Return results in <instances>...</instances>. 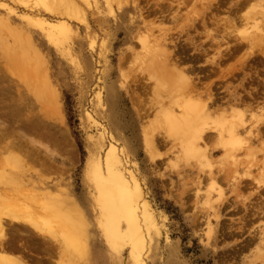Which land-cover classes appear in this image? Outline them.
I'll use <instances>...</instances> for the list:
<instances>
[{"label":"rangeland","instance_id":"rangeland-1","mask_svg":"<svg viewBox=\"0 0 264 264\" xmlns=\"http://www.w3.org/2000/svg\"><path fill=\"white\" fill-rule=\"evenodd\" d=\"M261 3L0 0V264H264Z\"/></svg>","mask_w":264,"mask_h":264},{"label":"bare ground","instance_id":"bare-ground-1","mask_svg":"<svg viewBox=\"0 0 264 264\" xmlns=\"http://www.w3.org/2000/svg\"><path fill=\"white\" fill-rule=\"evenodd\" d=\"M264 0H262V2H263ZM260 2V1H259ZM261 4H263V3H261ZM264 5V4H263ZM261 8L259 9V10H257V12L256 13H253V15L255 16V15H261V17H263V19H264V6H260ZM251 14V13H250ZM249 15V14H248ZM253 16V17H254ZM250 17V16H249ZM261 17H260V19H261ZM247 18V17H246ZM246 18H245V20H246ZM252 18V17H251ZM255 18V17H254ZM253 18V19H254ZM253 19H252V21H250L251 22V24L250 23H248L247 22V24L245 23V26H244V28L243 29H246V30H244L243 31V33L245 34V35H247V33L249 32V30L248 29H250V31H251V35L250 36H252V37H250V36H244L242 33H241V35H242V37H243V40L245 41H249L248 43H251L253 46H255L256 44V46H258V47H262V52L264 53V21H263V19H261L260 21H258L257 19H254V21H253ZM246 21H248V18H247V20ZM245 21V22H246ZM250 24V25H249ZM247 25H248V27H247ZM253 33V34H252ZM169 39V38H168ZM150 41V40H149ZM163 41V40H162ZM240 41V40H239ZM164 42V41H163ZM167 42V41H166ZM246 42V43H247ZM247 43V44H248ZM256 43V44H255ZM157 44V43H156ZM166 45V44H165ZM167 46V45H166ZM150 48V47H149ZM148 48V49H149ZM151 48H154V46H152ZM150 48V49H151ZM149 49V52H151V51H153V50H150ZM260 49V48H259ZM34 50V49H33ZM168 50V49H167ZM166 50V51H167ZM260 50V51H261ZM30 51V50H29ZM155 51V50H154ZM151 52V53H149V55L151 56V58L150 57H148L147 55H146V58H145V56L143 57V59L145 60V62L144 63H146L145 65H146V68H148V70L150 71V72H152V71H154V72H160V75L162 76V72H164V73H167L168 74V77L166 78V76H162L163 77V81H165V78H166V82H167V84L165 85V86H168L169 88H170V86H172L173 84H172V82L173 83H175V85L177 86V87H179V88H181L182 86H184V85H186L187 84V87H188V90H187V92L186 93H188L187 95L189 96V98L190 99H192L191 97H192V95H194L193 94V92L195 93L196 91H194L193 90V92H190V90L192 91V89H190V87L191 88H195L196 86L195 85H193L192 84V78H190L189 76H188V74H186V72L184 73V70L186 69L185 67H182L181 69L183 70V68H185L183 71L181 70V69H179V66H177L179 63H182L184 60L183 59H185V58H182V62H179L178 63V61L177 62H175V59L174 60H172V58H171V61H170V58L169 57H167V56H164V58L162 57H159L160 55V53L158 54H155V57L154 56H152V55H154L153 53H155V52ZM159 51V50H158ZM158 51H156V52H158ZM160 51H161V49H160ZM173 51V50H172ZM257 51V50H256ZM18 52V51H17ZM162 52H163V50L161 51V54H162ZM170 52V51H169ZM176 52V51H175ZM173 53V54H176V53ZM165 53V52H164ZM172 54V56H174L175 57V55H173ZM262 54V53H261ZM156 55H159V56H156ZM177 55V54H176ZM33 57H34V59L36 58L35 57V55L33 54L32 55ZM180 56V55H179ZM148 57V58H147ZM158 57V58H157ZM181 57H183V56H181ZM181 57H178L179 59H177V60H180V58ZM185 57V56H184ZM11 58H13V57H11ZM176 58V57H175ZM146 59H148V60H146ZM13 60H14V58H13ZM33 60V59H32ZM141 60V59H140ZM135 61V60H134ZM181 61V60H180ZM186 61V60H185ZM34 62V61H33ZM13 63V62H12ZM41 63V62H40ZM40 63H39V65H40ZM143 63V62H142ZM30 64V63H29ZM140 65V64H139ZM144 65V66H145ZM170 65H172V67H170ZM31 66H33V65H31ZM143 66V65H142ZM40 68H41V66H40ZM157 69V71H155ZM162 69H163V71H162ZM22 70V69H21ZM41 70H42V68H41ZM165 70V71H164ZM40 71V70H39ZM36 72V71H35ZM149 72V73H150ZM20 73H21V71H20ZM146 73V72H145ZM38 74V73H37ZM148 74V73H147ZM41 75V74H40ZM44 75V74H43ZM194 76V75H193ZM194 78V77H193ZM154 80V79H153ZM152 80V81H153ZM194 80L195 79H193V83H194ZM41 82V81H40ZM39 83V82H38ZM37 83V84H38ZM186 83V84H185ZM170 84V85H169ZM172 84V85H171ZM45 87V86H44ZM152 87V86H151ZM176 87V88H177ZM169 88H167V89H169ZM174 88V87H173ZM197 88V87H196ZM184 89H187V88H185L184 87ZM198 89V88H197ZM196 89V90H197ZM161 90V89H160ZM173 90V89H172ZM176 90V89H175ZM168 91H170V90H168ZM171 92V91H170ZM169 93V92H168ZM192 93V94H191ZM164 94V93H163ZM178 94V93H177ZM161 95V94H160ZM166 95H168V94H166ZM165 95V96H166ZM172 96V95H171ZM185 97V96H184ZM167 98V97H166ZM170 98H173V97H170ZM151 100V99H150ZM193 101V100H192ZM191 101V102H192ZM198 101V100H197ZM43 105V104H42ZM187 106H189V104H187ZM193 106V105H192ZM191 110H193V109H191ZM201 111V110H200ZM190 112H193V111H190ZM194 113V112H193ZM190 114V113H189ZM191 115H192V113H191ZM45 117V116H44ZM14 119V118H13ZM35 119V118H34ZM37 119V118H36ZM45 119V118H44ZM175 119V118H174ZM179 119V118H178ZM185 119V118H184ZM189 120V119H188ZM24 121V120H23ZM192 122V121H191ZM31 123V122H30ZM30 125V124H29ZM28 125V126H29ZM43 125V124H42ZM9 127V126H8ZM35 127V126H34ZM6 128H7V126H6ZM1 130H2V128H1ZM3 131V130H2ZM232 131V130H231ZM25 132V131H24ZM221 132V131H220ZM228 132V131H227ZM226 133V132H225ZM8 134V133H7ZM223 134V133H222ZM234 134V133H233ZM3 136H4V134H3ZM24 136H26V134L24 135ZM231 136V135H230ZM207 137H209V135L207 136ZM211 137V136H210ZM209 137V138H210ZM232 137V136H231ZM18 140V139H17ZM21 139H19V141H20ZM33 140V139H32ZM24 141V140H23ZM21 142V141H20ZM18 143V142H17ZM187 143V142H186ZM14 144V143H13ZM16 144V143H15ZM22 143H20V145H21ZM28 144H29V142H28ZM31 144V143H30ZM33 144H34V142H33ZM58 145V144H57ZM23 146V145H22ZM19 147H21V146H19ZM27 148V147H26ZM22 150V149H21ZM20 151V150H19ZM57 152V151H56ZM30 154V153H29ZM57 154H59V153H57ZM26 155V154H25ZM36 155V154H35ZM34 156V155H33ZM61 157H62V155H61ZM34 158V157H33ZM50 158V157H49ZM53 159H55L54 157H53ZM31 160V159H30ZM35 160H36V158H35ZM47 160V159H46ZM49 160H52V158L51 159H49ZM39 161V160H38ZM54 162L56 161V160H53ZM33 162V161H32ZM51 163H52V161H50ZM53 162V163H54ZM62 162V161H61ZM66 162V161H65ZM37 163V162H36ZM35 163V164H36ZM53 163H52V165H53ZM43 164V163H42ZM55 164V163H54ZM44 166H48V167H50L48 164H43ZM56 165V164H55ZM42 167V166H41ZM52 167H54V166H52ZM67 167V166H66ZM45 168V167H44ZM57 168V167H56ZM50 168H47V170H49ZM54 169V168H53ZM59 169V168H58ZM64 170V169H63ZM60 173V172H59ZM119 179V178H118ZM117 179V180H118ZM117 182V181H116ZM116 182H115V184H116ZM133 182H135V181H133ZM121 182H119L118 184H120ZM124 183V182H123ZM126 183V182H125ZM117 186V185H116ZM120 187V186H119ZM127 187H129V186H127ZM135 188L137 189V191H138V194H139V190H140V186H139V184H138V182H135ZM119 193V192H118ZM27 196H28V194H26ZM35 196V195H34ZM36 197V196H35ZM34 197V198H35ZM133 197V199H134V201H137V196H132ZM37 198V197H36ZM35 198V199H36ZM122 198V197H121ZM12 199V198H11ZM12 201V200H11ZM14 201V200H13ZM133 201V202H134ZM9 202V201H8ZM8 202H6V203H8ZM122 202V201H121ZM16 205V204H15ZM18 205V204H17ZM12 206L11 204H10V206H12V207H7V204H6V206H4L3 208H1L0 209V239L2 240V242L4 241V244H5V240L7 241V239H9V238H11V236H13L12 234H11V230H10V233H9V228L5 225V223H6V221H8V222H11L12 223V225H23V227H25L26 228V226L27 225H25L24 226V224H27L28 222H33V221H36L37 222V220L36 219H34L33 217L31 218L29 215H30V213L28 212V211H26L24 208H21L20 206ZM35 205V204H34ZM122 206V205H121ZM133 206H135V205H133ZM4 209H5V211H4ZM131 210H133V209H131ZM136 210V209H135ZM121 212V211H120ZM132 212V211H131ZM132 214H134V213H132ZM125 215V214H124ZM131 215V214H130ZM137 215V214H136ZM36 217V216H35ZM128 217V216H127ZM131 217V216H130ZM135 217V216H134ZM129 219V218H128ZM132 220V219H131ZM7 222V223H8ZM10 223V224H11ZM14 228H16L15 226H13ZM27 227H29V225L27 226ZM14 228H11V229H14ZM18 228V227H17ZM16 228V229H17ZM15 230V229H14ZM13 230V231H14ZM20 230V229H19ZM19 230H17V231H19ZM30 230V229H29ZM34 230V229H33ZM33 232V231H32ZM35 232V231H34ZM15 233H17L16 231H15ZM21 233H24V232H21ZM36 233V232H35ZM13 234H14V232H13ZM44 236V235H43ZM144 236V235H143ZM45 237V236H44ZM47 240H48V238H47ZM8 241H10V240H8ZM1 242V243H2ZM13 243V242H12ZM28 243V242H27ZM11 245V244H10ZM5 246L6 245H1L0 244V248L4 251L5 250ZM9 246V245H8ZM11 246H13V245H11ZM11 246H9V247H11ZM25 246V245H24ZM26 247V246H25ZM12 248V247H11ZM11 248H9V249H11ZM14 248V247H13ZM24 248V247H23ZM28 248V247H27ZM27 248H26V250H27ZM21 250V249H20ZM25 250V251H26ZM22 252V251H21ZM48 252V251H47ZM44 257V256H43ZM33 258V257H32ZM11 259H7V258H3V262L5 263V262H7V263H5V264H11V262H9ZM33 260V259H32ZM36 260V259H35ZM50 261V260H49ZM36 262V261H35ZM39 262V261H38ZM46 262V261H45ZM51 263H52V260L50 261ZM40 263V262H39ZM13 264H16L14 261H13ZM50 264V263H49Z\"/></svg>","mask_w":264,"mask_h":264}]
</instances>
